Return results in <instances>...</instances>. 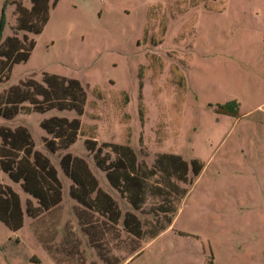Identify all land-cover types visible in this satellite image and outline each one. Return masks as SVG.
I'll return each mask as SVG.
<instances>
[{"label": "rangeland", "instance_id": "374dc122", "mask_svg": "<svg viewBox=\"0 0 264 264\" xmlns=\"http://www.w3.org/2000/svg\"><path fill=\"white\" fill-rule=\"evenodd\" d=\"M53 1L43 31L26 32L34 48L0 81V93L27 80L46 87L44 75L53 74L66 83L78 80L86 104L82 115L52 107L0 116V126L28 128L63 182L60 204L34 218L26 202L36 200L0 169V188L16 192L22 210L16 230L0 219V264H105L78 217L85 222L97 215L71 198L60 168L66 152L86 160L122 213L153 220L149 211L159 199L149 196L143 210L134 211L95 167L83 136L66 150L45 147L49 135L41 122L52 116L94 126L98 145L129 144L147 166L159 153L203 164L158 236L134 240L121 222L105 236L104 248L121 264H264V0ZM17 2L32 5L0 0L2 41L14 34ZM232 101L231 112H219L218 104Z\"/></svg>", "mask_w": 264, "mask_h": 264}, {"label": "trees", "instance_id": "16d2710c", "mask_svg": "<svg viewBox=\"0 0 264 264\" xmlns=\"http://www.w3.org/2000/svg\"><path fill=\"white\" fill-rule=\"evenodd\" d=\"M31 2L30 8L17 2L14 34L3 41L0 38V81L8 78L13 64L29 58L35 41L26 32L32 35L41 33L49 20L50 0ZM20 32H24L21 38ZM44 78L47 80L46 87L27 80L0 93V116L10 119L20 109L29 113L52 107L75 110L78 115L84 113L87 95L78 80L68 79L66 83V78L53 74H45ZM122 96L126 97L127 94L123 92ZM24 101L29 104L22 105ZM233 106H236L234 101L217 105L219 112H231ZM144 108L140 101L139 118L142 125L145 122ZM41 125L49 135L43 139L45 147L52 153L68 149L78 136H83L85 148L92 155L95 167L104 173L110 188L134 211L143 210L149 196L159 199L149 211L153 214V220L142 222L133 211L122 213L113 195L101 187L83 157L70 152L61 155L59 164L71 181V198L85 212L97 215V219L85 222L78 217L90 245L105 264L122 263L104 248L103 240L111 229L117 228L121 222L122 231L134 240H152L171 225L178 205L188 193V186L203 168L199 160L192 159L188 163L173 153H159L152 165L147 166L145 162L138 161L129 144L102 142L98 145L96 128L91 125L83 127L77 117L52 116L44 119ZM0 169L14 182H21L23 190L36 200L37 205L31 200L26 202L29 216L36 218L60 204L63 187L58 171L49 157L35 148L27 127L0 126ZM0 219L13 230L22 225L20 200L10 187L0 188ZM138 248L136 244L132 252L138 251Z\"/></svg>", "mask_w": 264, "mask_h": 264}, {"label": "crops", "instance_id": "0c3cea01", "mask_svg": "<svg viewBox=\"0 0 264 264\" xmlns=\"http://www.w3.org/2000/svg\"><path fill=\"white\" fill-rule=\"evenodd\" d=\"M91 169V168H90ZM91 171H92V169H91ZM93 172V171H92ZM61 180V179H60ZM71 182V181H70ZM61 183H62V187H63V182H62V180H61ZM70 185H71V183H70Z\"/></svg>", "mask_w": 264, "mask_h": 264}]
</instances>
